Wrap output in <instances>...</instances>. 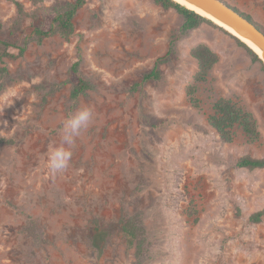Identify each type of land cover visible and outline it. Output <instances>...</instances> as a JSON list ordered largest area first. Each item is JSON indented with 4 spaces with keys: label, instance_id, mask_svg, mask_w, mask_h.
I'll return each mask as SVG.
<instances>
[{
    "label": "rangeland",
    "instance_id": "rangeland-1",
    "mask_svg": "<svg viewBox=\"0 0 264 264\" xmlns=\"http://www.w3.org/2000/svg\"><path fill=\"white\" fill-rule=\"evenodd\" d=\"M54 1L0 0V19L9 24L17 2L31 12ZM224 1L264 27V0ZM73 22L70 36L31 41L22 56L0 61L13 77L0 93V137L16 141L0 147V264H136L124 235L112 234L101 251L88 239L92 217L116 222L121 205L143 211L141 264H264V216L251 220L264 208V167L236 165L264 158L262 64L222 25L184 31L176 10L153 0H85ZM198 44L218 56L206 81L195 79L190 51ZM159 58L160 78L142 82ZM77 61L94 87L70 101ZM219 97L252 114L256 140L241 129L221 140L207 121ZM84 106L93 120L75 139L68 169L54 174L49 153ZM23 212L43 227L42 248L20 232Z\"/></svg>",
    "mask_w": 264,
    "mask_h": 264
},
{
    "label": "trees",
    "instance_id": "trees-1",
    "mask_svg": "<svg viewBox=\"0 0 264 264\" xmlns=\"http://www.w3.org/2000/svg\"><path fill=\"white\" fill-rule=\"evenodd\" d=\"M153 1L164 8L175 9L183 20L182 29L184 31L196 28L204 22L215 24L206 17L184 7L174 0ZM84 3L85 0H55L49 6H40L31 12H26L23 9V5L17 2L16 13L9 20V24L4 23L0 19L1 63L4 58L14 59L22 56L31 41L42 42L45 38L53 34H59L63 37L70 36L74 31L73 20L76 12ZM240 13L264 32V27L257 23L250 14ZM27 17L32 20L30 26H25ZM27 27L31 28V31L27 32ZM241 43L247 48L253 60L260 62L264 68V64L258 55L245 43ZM190 55L197 62L198 70L195 74V79L197 81H206L212 65L218 60L217 54L207 45L198 44L191 49ZM160 61L161 59L159 58L151 70L143 73L142 82L160 78V70L158 68ZM12 78L7 66L0 64V93L6 88ZM67 82L70 84V101H76L80 96L86 95L94 87L90 80L79 74L78 61L70 67ZM57 88V85H52L50 87V93H53ZM133 88L135 89V87ZM194 88V86H191L187 94L189 95L190 101L197 105L198 101L193 96ZM207 121L220 136L221 140L225 142H231L233 140L236 129H241L250 140H256L258 138L252 114L229 98L219 97L215 100L212 105V112L208 115ZM15 142V139L12 137H0V147L14 145ZM236 165L249 169L262 168L264 167V158L243 156L236 161ZM188 212L190 214H194L195 212L192 202ZM23 214L25 215V221L20 232L31 239L35 248H42L47 242L43 227L30 214L25 212ZM263 216L264 208L255 212L251 216V220L259 222ZM90 222L93 231L88 239L95 248L100 251L103 250L112 234H122L130 240L134 247L136 264H141L142 257L147 252L149 245L148 231L141 209L129 212L121 205L120 215L116 222H104L97 215L93 216Z\"/></svg>",
    "mask_w": 264,
    "mask_h": 264
},
{
    "label": "water",
    "instance_id": "water-1",
    "mask_svg": "<svg viewBox=\"0 0 264 264\" xmlns=\"http://www.w3.org/2000/svg\"><path fill=\"white\" fill-rule=\"evenodd\" d=\"M185 1L193 4L194 6L198 7L202 11L216 17L217 19L231 26L240 35H242L243 37L251 41L253 44H255L261 51H263V54H264V32L261 31V29H259L256 24L249 21L239 11L234 9L224 0H185ZM177 3L181 4L180 2H177ZM183 6L195 11L196 13L206 17L207 19L215 23L212 19L201 14L195 9L189 8L185 5ZM247 46L258 55V57L264 64V55L263 56L259 55L253 48H251L249 45Z\"/></svg>",
    "mask_w": 264,
    "mask_h": 264
},
{
    "label": "clouds",
    "instance_id": "clouds-1",
    "mask_svg": "<svg viewBox=\"0 0 264 264\" xmlns=\"http://www.w3.org/2000/svg\"><path fill=\"white\" fill-rule=\"evenodd\" d=\"M92 120L93 111L87 106L81 107L65 120L61 144L54 147L48 157V166L52 173L58 174L68 169L72 156L71 149L75 139L81 134L82 130L89 127Z\"/></svg>",
    "mask_w": 264,
    "mask_h": 264
},
{
    "label": "bare ground",
    "instance_id": "bare-ground-1",
    "mask_svg": "<svg viewBox=\"0 0 264 264\" xmlns=\"http://www.w3.org/2000/svg\"><path fill=\"white\" fill-rule=\"evenodd\" d=\"M177 2H180L181 4L189 7V8H193L196 11L200 12L201 14L211 18L212 20H216L218 21L220 25H222L223 27H225L228 31H230L231 33H233L238 39H240L242 42L246 43L247 45H249L251 48H253L259 55L263 56V51H261L255 44H253L251 41H249L248 39H246L245 37H243L242 35H240L235 29H233L231 26H229L228 24L224 23L223 21L217 19L216 17L202 11L201 9H199L198 7L194 6L193 4L185 1V0H174ZM213 20V21H214ZM215 22V21H214Z\"/></svg>",
    "mask_w": 264,
    "mask_h": 264
}]
</instances>
